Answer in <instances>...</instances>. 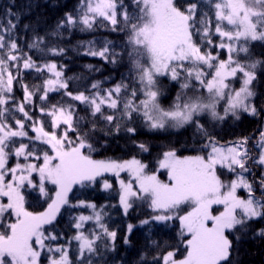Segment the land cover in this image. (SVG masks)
Instances as JSON below:
<instances>
[{
	"label": "snow or ice",
	"instance_id": "snow-or-ice-1",
	"mask_svg": "<svg viewBox=\"0 0 264 264\" xmlns=\"http://www.w3.org/2000/svg\"><path fill=\"white\" fill-rule=\"evenodd\" d=\"M98 19L108 21L113 31L125 33L127 56L134 70V83L122 80L106 95L98 91L93 95L73 94L55 63L41 67L28 56L23 58L24 69H47L51 73L42 85L30 88L18 79L21 57L17 43L0 34V264H91L90 259L85 260V252L96 251L98 235L93 233L90 239L78 231L72 238L79 242L78 249L70 255L71 241L53 245L50 242L57 241L59 234H51L46 226L54 227L74 185L94 182L105 173L117 178L119 202L125 213L134 200H141L157 213L153 219L179 221V243L162 257H155V264L161 260L162 264H233L234 244L241 239L236 233L244 234L252 221L264 219V128L252 144L259 152L252 155V137L220 144L200 118L207 115L223 121L229 115L237 120L241 113L259 115L253 103L257 96L254 82L258 73L264 75V54L260 59L250 58L255 55L251 50L254 42L264 44V0H83L79 23L91 29ZM67 23L77 21L69 15ZM213 36L219 38L218 43ZM89 54L108 59L109 48L90 50ZM160 77L178 83L181 89L167 108L160 103ZM14 82L20 83L24 93L23 101L15 105L22 118H16L8 107ZM61 89L72 101L88 105L93 117L99 113L112 123L116 112L105 115L102 106L106 105L119 112L120 119L132 121L136 114L152 130L192 125L203 143L195 155L163 152L155 169L135 157L122 161L94 159L91 133L78 132L79 120L71 103L41 106L40 112L50 118L47 126L26 110L38 92L42 93L39 99L47 101L49 92ZM9 119L15 121L16 130ZM26 121L31 122L35 136H28ZM116 130H120L119 123ZM127 131L135 133L136 129L128 127ZM70 132L75 135L70 136ZM15 137H27L46 147L18 142ZM138 147L148 151L144 144ZM249 162L260 169L258 177ZM160 170L166 171V181L160 178ZM123 172L128 174L127 180L120 178ZM34 173L44 195H48L45 182L55 186V195L49 197L51 202L42 212L25 207L23 189L26 184L35 187ZM103 187L111 189L113 185L104 180ZM241 190L246 195L242 196ZM89 207L93 215H81L75 227L82 229L85 222L94 220L114 241L116 232L101 222L102 213L96 211V205ZM256 235L264 238V228Z\"/></svg>",
	"mask_w": 264,
	"mask_h": 264
},
{
	"label": "trees",
	"instance_id": "trees-1",
	"mask_svg": "<svg viewBox=\"0 0 264 264\" xmlns=\"http://www.w3.org/2000/svg\"><path fill=\"white\" fill-rule=\"evenodd\" d=\"M128 2L129 0H125V3ZM82 7L83 0H0V34L4 35L6 40L11 38L18 45L17 54L21 57L18 77L20 82L31 88L33 85H42L45 79L51 78V73L47 69L37 72L35 68H23V58L30 56L35 64L41 67L55 63L57 70L63 72V79L68 81V91L73 94L84 92L85 95H93L98 91L100 95H106L107 90L114 88L122 80L126 84L134 83V70H132L125 47L127 40L125 33L113 31L108 21L99 19L91 29H87L79 23ZM205 10L209 11L210 15L212 14L210 9ZM69 15L77 23L68 24ZM213 40L216 43L219 42L216 36H213ZM254 44L255 47L251 50L255 55L250 59H260L264 54V44L261 42H254ZM105 46L109 48L108 59L89 54L90 50L100 51ZM53 49L56 51L53 52ZM112 52L115 53L114 56L111 55ZM12 70L15 74L16 69ZM159 80L163 91L160 103L162 107L167 108L181 90L180 85L170 81L167 77H160ZM93 84H98L99 88L93 89ZM254 85L257 96L253 98V103L259 115L241 113L238 120L229 115L223 121L212 120L207 115L200 118L201 123L220 144L235 142L243 137H252L249 140L252 155L259 152L258 148H252V144L259 139V130L264 128V75L258 73ZM64 91L61 89L57 92H49L47 101H41L39 96L42 93L38 92L33 97V103L26 106V110L34 119L43 120L47 126L50 118L40 112L41 106H50L61 101L71 103L76 118L79 120L78 132L91 133L92 138L89 142L95 148V151L91 153L94 159L111 158L122 161L135 157L148 164L150 169H155L163 152L175 150L179 156L195 155V149L203 143L192 125H186L183 128L152 130L136 114H133L132 121L120 119L119 112L104 105L102 111L105 115L116 112L117 118L109 123L99 113L93 117L88 105L72 101L67 95H62ZM11 96L8 107L15 113L16 118H22V114L15 111V105L22 102L24 96L20 83L14 82ZM142 98V96L139 97V99ZM220 111L223 114L222 107ZM8 122L16 130L15 121L9 119ZM30 123L26 121L25 130L29 137H33L34 132L31 131ZM117 123L120 124L119 131L116 130ZM128 127H134L136 132H128ZM69 135L74 136L75 134L70 132ZM13 139L25 144L35 143L38 148L46 147L37 141L30 142L27 137ZM139 144H144L148 151H141ZM16 146L18 147L19 143ZM13 162L10 160V164ZM249 163L251 165V162ZM251 166L258 177L260 169L255 165ZM159 175L162 180H165L163 170L159 171ZM249 179L253 177L250 176ZM104 180L111 183L113 187L104 189ZM45 191L48 193L47 196L41 195L37 188L25 187L23 189L25 207L32 212L43 211L50 201L49 197H53L54 187L45 184ZM240 194L246 195L243 190ZM256 194L260 195L259 190ZM3 200L6 202V199L3 198ZM68 200L69 203L61 207L53 222L54 227L46 226L51 234H59V239L50 243L67 245L71 241L69 251L72 255L78 249L79 242L72 239L78 231H83L84 235L90 239L95 233L100 237L95 241L96 251L85 252V260L90 259L91 264H155V257H162L166 251L172 250L179 243L180 225L178 221L141 223L152 215L146 202L134 200L133 207L128 213H123L119 202V188L113 176L104 175L94 182L74 186L68 194ZM93 204L96 205V211L102 213L101 222L109 231L116 232L114 241L103 233L94 220L85 222L82 229L78 230L75 227L78 217L93 215V209L89 207ZM10 219L14 220V217ZM129 225H134L131 232L128 231ZM261 228H264V219H257L251 222L246 233H236L241 236V239L234 244L236 251L233 253V264H264V238L256 235ZM154 241L156 243H153ZM46 243L49 242L46 241Z\"/></svg>",
	"mask_w": 264,
	"mask_h": 264
},
{
	"label": "rangeland",
	"instance_id": "rangeland-1",
	"mask_svg": "<svg viewBox=\"0 0 264 264\" xmlns=\"http://www.w3.org/2000/svg\"><path fill=\"white\" fill-rule=\"evenodd\" d=\"M34 136H35V133H34ZM37 142H39V141H37ZM21 162H23V159L21 158ZM14 163V162H13ZM163 173H165V181H166V179H167V176H166V171L165 170H163ZM104 175H107V176H113V177H115L114 175H112L111 173H105ZM103 175V176H104ZM33 177H34V179H33V184L35 185V187H33V186H31V185H25V187H29V188H37L38 189V191H39V193L41 194V195H43V193H41V191H40V188H39V177H38V175H36L35 173L33 174ZM98 178V177H97ZM116 178V177H115ZM120 178L121 179H125V180H127L129 177H128V174L126 173V172H123V173H121V176H120ZM45 184H49V185H52V184H50V183H48V182H45ZM116 184H117V187L119 188V183H118V180H117V178H116ZM77 185H80V184H77ZM53 187H54V189H55V186L54 185H52ZM74 186H76V185H74ZM73 186V187H74ZM54 195H55V192H53V197H54ZM4 199H6V198H4ZM51 202V200L49 201V203ZM46 208H47V206H46ZM45 208V209H46ZM121 208H122V210H123V213L124 214H126L125 213V211H124V209H123V206L121 205ZM44 209V210H45ZM149 209L152 211V209L149 207ZM43 210V211H44ZM128 211H129V209H128ZM128 211H127V213H128ZM42 212V211H41ZM157 213H155V212H153L152 211V215L151 216H149L148 217V219H145V220H147V221H154V222H157V223H165V222H161V221H157V220H155V219H153V217L156 215ZM145 220H143V221H145ZM142 223V222H141ZM140 223V224H141ZM178 223H179V221H178ZM142 224H144V223H142ZM141 224V225H142ZM134 227V225H132V228Z\"/></svg>",
	"mask_w": 264,
	"mask_h": 264
}]
</instances>
